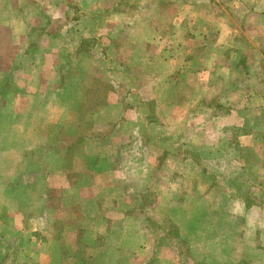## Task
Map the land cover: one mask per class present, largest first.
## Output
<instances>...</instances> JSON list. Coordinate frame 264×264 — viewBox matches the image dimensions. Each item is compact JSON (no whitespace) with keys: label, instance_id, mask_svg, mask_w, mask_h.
Returning <instances> with one entry per match:
<instances>
[{"label":"rangeland","instance_id":"1","mask_svg":"<svg viewBox=\"0 0 264 264\" xmlns=\"http://www.w3.org/2000/svg\"><path fill=\"white\" fill-rule=\"evenodd\" d=\"M157 82L161 88L151 97ZM229 100L241 110L236 116H228ZM203 107L209 111L189 116ZM137 116L138 140L158 164L148 183L124 184L136 201L129 210L139 216L127 231L108 218L118 233H102L97 243L131 239L139 245L148 237L153 255L141 263L135 249L113 251L110 259L87 249L75 252L73 264H157L156 254L163 255L161 264H177L171 263L174 252L185 260L190 255L186 240L165 232L177 223L184 232L193 227L227 236L238 247L232 258L262 264L253 254L264 255V0H0V197L8 222L0 227V264H47L50 258L67 264L69 254L59 248L44 258L30 249L21 219L26 188L3 179L30 172L23 148L39 143V135L56 151V142L70 141L71 134H94L103 136L104 146L128 150ZM114 130L122 137L106 141L104 134ZM58 155H37L33 165ZM11 183L13 191H4ZM45 190L38 181L32 194ZM241 195L252 207L245 215ZM66 200L71 216H78L77 199ZM51 224L59 236L60 222L52 218ZM192 244L198 257L201 244Z\"/></svg>","mask_w":264,"mask_h":264},{"label":"crops","instance_id":"2","mask_svg":"<svg viewBox=\"0 0 264 264\" xmlns=\"http://www.w3.org/2000/svg\"><path fill=\"white\" fill-rule=\"evenodd\" d=\"M160 88L161 85H159L158 82L156 83V86H152L151 97H155L159 93ZM145 97L147 98V96ZM236 102L237 101L235 100H229L228 105L230 106L227 108L229 110L227 112L228 116H236L240 113L241 110L237 108L238 104ZM243 102L244 100L242 103ZM203 110L209 111L208 107H203L201 110L202 112H190L189 116H199L205 112ZM114 121L127 122L129 119L126 116H115ZM134 121L133 124L136 125L135 128L137 129L133 134V139H135V141L134 143L132 142V148L128 150L124 147L119 148L116 145L111 148L109 146H104V142H102L104 140V138H102L103 136H95L94 134L87 137L80 134H71L70 141H63V143L56 142V144L59 145L56 151H52L53 149L50 148L51 144H49L48 140L46 141L45 137L39 135L37 137V139H41L39 143L23 148V154L28 156L26 158L23 157V159H25L24 161L28 166L27 170L30 169V172L25 170L26 172L23 173V175L21 173H17V175L14 176L3 175L5 176L3 179L7 181H16L18 186H24L26 188L25 197L23 199V207L25 209L24 211L22 210L23 212L21 216L23 217H21V219L24 220L23 225H28L27 236L31 237V244L33 245L30 249L34 250L37 247L40 254L41 252H44V258L46 257L45 252H49L50 257L51 254L53 256V251H57L59 248L64 249L66 252H69L67 257L63 259V263L67 264H73L75 260L77 261L75 258V252L77 251L84 252L87 249H91L92 251L99 249V251L103 252V256H105L106 259H110L114 257L113 251H131L132 249H135L140 253L141 259H143L140 260L141 263L143 261L144 263H147L146 261L151 257L147 259L146 255H148V252H152L153 248L152 242L148 237L145 238V242H141L139 245H136V242L135 244H132L131 239L123 245L111 243L110 239L104 245L97 243V240H99L97 237L102 233L103 235H107V237L111 236V238L114 234L118 233L117 228H109L110 221L108 218L113 221L118 219L119 229L126 230V225L129 220L139 216L137 215L138 212H132L129 210L136 201L132 199L129 193L126 194V187L124 188V184H133L131 182H137L140 186L145 182L148 183L152 171L158 164L157 162L155 163L148 160L147 150L144 149L145 146L141 144L140 140H138V138L142 137L141 118L137 116V120ZM146 122H148V120L145 119V123ZM203 125H205V123ZM57 134L59 135L58 139L62 141L60 134ZM54 135L57 137L56 133ZM104 136L105 140L107 138L110 139L111 136V138L122 137L116 132V130L112 132L110 131L108 134H104ZM241 136H244V133H241ZM226 137L228 139L230 138L229 135H226ZM168 139L170 141L173 140V136L168 137ZM79 140H81L79 147L77 146L74 148V145ZM120 141L121 140H119V142ZM47 152L49 154L53 152L54 154L59 155L58 157H55L54 162H52V160L50 162L49 160L48 162L44 160L43 164L41 163L39 165L38 162L33 165V162L37 161L35 156H41V154H47ZM125 152L129 154L128 157L119 163V156L125 155ZM163 154L165 153L161 152L159 155ZM125 164H128V167L127 170L125 169L124 171L122 166ZM30 173L33 175H30ZM118 174L124 178L119 180V178H117ZM86 178L91 179L89 184L85 182ZM168 180L169 179L167 178V181ZM38 181L43 182L47 190H45L44 193L32 194V188ZM161 182H166V179L163 178ZM170 182H174V180ZM14 187V183H11L6 184L3 189L5 191L6 188V191L8 192L9 190L13 191ZM89 190H91L90 195L88 194L90 197H87L86 192ZM169 195L173 196V191L170 192ZM69 196L70 198L73 196L79 203L81 213L78 216H71V214L74 215L70 210L71 202L67 205V200L65 201V198L68 199ZM241 197V200L245 203L242 211L245 215L246 213L251 212L250 209L252 207L246 202L248 201L247 195H241ZM53 198L58 201L57 204L52 203ZM219 199L220 202L225 204L228 201L225 196H220ZM4 204L5 202L1 196L0 227L8 223L2 213L4 210ZM106 207L109 209L105 210ZM6 216L10 217V215ZM52 218L56 219V221L61 224L59 231L60 239L59 236L56 235L57 232L55 233L51 230ZM29 221L33 225L29 226ZM173 222L175 223L174 220H172V223ZM172 227L173 228H167L165 230L166 234H170L174 239L186 240V247L190 255L187 256V259L185 260L183 256L180 258L176 251L174 252V257L171 258V263L172 261L173 263L177 261V264L252 263L247 257L240 256V254L236 256L237 259L232 258L233 254H230V251H232V249L237 250V245H234V242L232 243L234 246L230 245V239L227 236L224 238H215L216 233L211 231L210 228L211 232L209 234V232L197 231L193 227H189L187 232H184L181 230L179 223L172 225ZM190 234H192L193 237H191ZM192 242H199L201 244L198 257L194 254L195 252H193L197 248ZM171 247L174 250L175 245L172 244ZM256 248L260 250L262 246L259 245ZM40 254H35L34 256L38 262L41 258ZM162 257L163 255L156 254L154 258L155 262L157 264L163 263L164 260ZM211 257H215L216 260L211 261ZM253 258L264 264L263 254L255 252ZM241 259H243V262ZM51 261L52 258H50L47 264H53Z\"/></svg>","mask_w":264,"mask_h":264},{"label":"trees","instance_id":"3","mask_svg":"<svg viewBox=\"0 0 264 264\" xmlns=\"http://www.w3.org/2000/svg\"><path fill=\"white\" fill-rule=\"evenodd\" d=\"M231 67L235 68V67H237V65L236 64H233ZM242 69H244L245 71H248V68H242Z\"/></svg>","mask_w":264,"mask_h":264}]
</instances>
